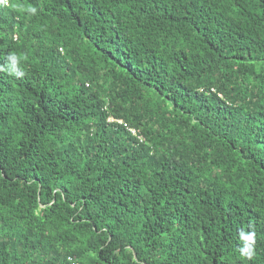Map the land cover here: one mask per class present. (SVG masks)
Returning a JSON list of instances; mask_svg holds the SVG:
<instances>
[{"label":"trees","instance_id":"trees-1","mask_svg":"<svg viewBox=\"0 0 264 264\" xmlns=\"http://www.w3.org/2000/svg\"><path fill=\"white\" fill-rule=\"evenodd\" d=\"M5 2L0 264H264V0Z\"/></svg>","mask_w":264,"mask_h":264},{"label":"built area","instance_id":"built-area-1","mask_svg":"<svg viewBox=\"0 0 264 264\" xmlns=\"http://www.w3.org/2000/svg\"><path fill=\"white\" fill-rule=\"evenodd\" d=\"M108 120H113L112 118H109ZM117 122H122L121 120H115ZM128 130L132 131V133H135V130L132 129L131 127L128 128ZM140 137V139H142L141 136H138ZM68 261H69V264H79L77 261L73 260L71 257L68 258Z\"/></svg>","mask_w":264,"mask_h":264},{"label":"clouds","instance_id":"clouds-1","mask_svg":"<svg viewBox=\"0 0 264 264\" xmlns=\"http://www.w3.org/2000/svg\"><path fill=\"white\" fill-rule=\"evenodd\" d=\"M0 3H4V4H7V2H5V0H0ZM113 119V118H112ZM115 120V119H113ZM109 121H112V120H109Z\"/></svg>","mask_w":264,"mask_h":264}]
</instances>
